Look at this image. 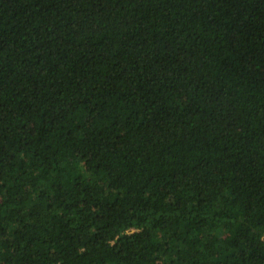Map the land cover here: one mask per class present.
Wrapping results in <instances>:
<instances>
[{
	"label": "trees",
	"instance_id": "trees-1",
	"mask_svg": "<svg viewBox=\"0 0 264 264\" xmlns=\"http://www.w3.org/2000/svg\"><path fill=\"white\" fill-rule=\"evenodd\" d=\"M0 264H264V0H0Z\"/></svg>",
	"mask_w": 264,
	"mask_h": 264
}]
</instances>
